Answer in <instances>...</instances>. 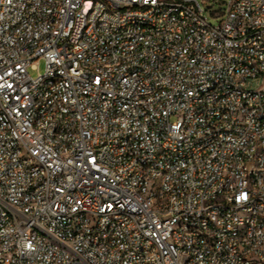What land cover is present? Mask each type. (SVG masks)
Instances as JSON below:
<instances>
[{
	"label": "built area",
	"instance_id": "2783aa9c",
	"mask_svg": "<svg viewBox=\"0 0 264 264\" xmlns=\"http://www.w3.org/2000/svg\"><path fill=\"white\" fill-rule=\"evenodd\" d=\"M0 264H264V0H0Z\"/></svg>",
	"mask_w": 264,
	"mask_h": 264
},
{
	"label": "rangeland",
	"instance_id": "374dc122",
	"mask_svg": "<svg viewBox=\"0 0 264 264\" xmlns=\"http://www.w3.org/2000/svg\"><path fill=\"white\" fill-rule=\"evenodd\" d=\"M35 61L37 62V67L33 68L32 66H30V72L32 75H36L38 73V71L40 72H44L45 71V67H46V62L44 58H36Z\"/></svg>",
	"mask_w": 264,
	"mask_h": 264
}]
</instances>
